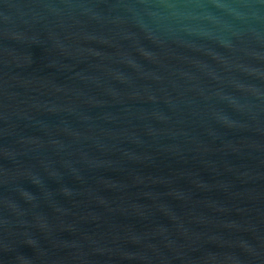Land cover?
I'll return each mask as SVG.
<instances>
[{
    "label": "water",
    "instance_id": "95a60500",
    "mask_svg": "<svg viewBox=\"0 0 264 264\" xmlns=\"http://www.w3.org/2000/svg\"><path fill=\"white\" fill-rule=\"evenodd\" d=\"M0 264H264V0H0Z\"/></svg>",
    "mask_w": 264,
    "mask_h": 264
}]
</instances>
